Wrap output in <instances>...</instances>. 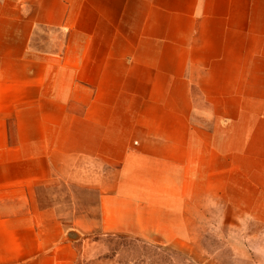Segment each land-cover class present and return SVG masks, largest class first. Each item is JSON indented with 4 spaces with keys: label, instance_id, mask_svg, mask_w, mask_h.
<instances>
[{
    "label": "crops",
    "instance_id": "crops-1",
    "mask_svg": "<svg viewBox=\"0 0 264 264\" xmlns=\"http://www.w3.org/2000/svg\"><path fill=\"white\" fill-rule=\"evenodd\" d=\"M59 186L90 211L42 204ZM251 222L264 0H0V264L102 263L117 234L223 264L211 228L242 264Z\"/></svg>",
    "mask_w": 264,
    "mask_h": 264
},
{
    "label": "rangeland",
    "instance_id": "rangeland-1",
    "mask_svg": "<svg viewBox=\"0 0 264 264\" xmlns=\"http://www.w3.org/2000/svg\"><path fill=\"white\" fill-rule=\"evenodd\" d=\"M57 189L56 192L41 189V202L42 204H59V212L62 216H66L65 221L70 220L69 214L73 213V210H76V212L81 210L90 211V207L95 202V196L91 192L73 190L72 193H66L63 191L62 186L57 187ZM71 195L83 205L82 208L75 209V207L71 206ZM67 225L69 226V222H67ZM244 230L247 231L245 245L248 255L242 264H264V225L251 222L247 225H242L241 231L243 232ZM233 231L236 232L238 229H233ZM214 232H217V230L211 228V239L205 242L206 249L211 252L218 251V258L223 264H235L233 254L230 253L229 244L226 241L215 238ZM70 235L75 241L83 237L77 232H71ZM103 242L109 249V254L103 257L102 263L97 264H201L199 260L177 255L170 249H160L159 241L155 242L156 246H151L143 243V241H136L129 239L126 235L117 234L105 236ZM231 242L235 243L234 241Z\"/></svg>",
    "mask_w": 264,
    "mask_h": 264
}]
</instances>
